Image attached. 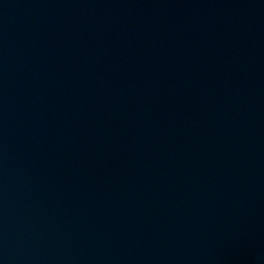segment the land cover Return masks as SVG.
<instances>
[{
    "label": "water",
    "instance_id": "95a60500",
    "mask_svg": "<svg viewBox=\"0 0 264 264\" xmlns=\"http://www.w3.org/2000/svg\"><path fill=\"white\" fill-rule=\"evenodd\" d=\"M0 264H264V0H0Z\"/></svg>",
    "mask_w": 264,
    "mask_h": 264
}]
</instances>
